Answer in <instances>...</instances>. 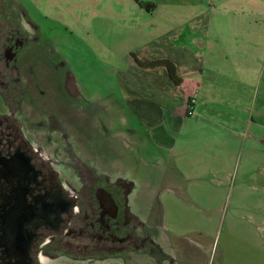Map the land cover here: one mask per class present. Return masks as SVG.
Segmentation results:
<instances>
[{"label": "rangeland", "instance_id": "rangeland-1", "mask_svg": "<svg viewBox=\"0 0 264 264\" xmlns=\"http://www.w3.org/2000/svg\"><path fill=\"white\" fill-rule=\"evenodd\" d=\"M7 2L38 28L42 41L39 43L45 46L41 52L49 54V61L56 65V83L68 71L79 98L105 107L99 117L93 119L90 115L83 127L77 128L79 132L87 128L88 135H95L94 124L101 125L103 121L104 134L98 130L102 134L98 140L101 145L92 147L101 154L96 157L107 164L116 163L120 175L132 182V192L138 195L148 192L161 170L163 184L173 185L159 192L160 205L154 204L150 215L159 239L174 250L170 252L169 264H264V0ZM207 20L212 21L209 31L211 37L217 38L219 48V36L228 42L246 38L255 44L257 59V85L245 89L239 100L242 110L246 109L240 112L241 116L250 124L246 130L238 131L239 135L233 133L237 137L233 145H237L231 154L226 151L222 155L223 166L211 162L215 149H199L194 143L188 146L177 134L178 146L173 154L160 149L124 104L129 90L144 94L153 85L165 93L164 85L169 80L163 69L139 78L132 69L133 54L140 50L153 58L165 55L171 46L176 49L177 45L171 43L188 36L192 22L198 26L197 36ZM234 49L228 44L219 53L228 52L226 55L233 57ZM251 53L250 50V60ZM246 77L251 81L250 74ZM45 82L50 85L49 80ZM60 94L51 87L36 91L38 98L47 103H53L51 99ZM228 95L234 96L235 92ZM219 108L200 114H207L214 122L231 115ZM88 110L91 114L93 108ZM232 111L239 113L234 108ZM226 120L229 125L230 118ZM129 125L136 134L129 137L130 142L123 133ZM136 138L139 145H135ZM75 140L79 151L80 142L85 147L92 146L77 135ZM113 145L115 155H105L113 151ZM184 149L187 153L179 156ZM81 151L84 158L92 159L88 150ZM138 218L149 224L146 215ZM103 264L124 263L113 260Z\"/></svg>", "mask_w": 264, "mask_h": 264}, {"label": "flooded vegetation", "instance_id": "flooded-vegetation-1", "mask_svg": "<svg viewBox=\"0 0 264 264\" xmlns=\"http://www.w3.org/2000/svg\"><path fill=\"white\" fill-rule=\"evenodd\" d=\"M37 29L0 0V264H169L132 205V182L96 157L103 121L95 135L77 129L105 107L79 98L68 71L56 83ZM49 87L61 93L53 103L36 95Z\"/></svg>", "mask_w": 264, "mask_h": 264}, {"label": "crops", "instance_id": "crops-1", "mask_svg": "<svg viewBox=\"0 0 264 264\" xmlns=\"http://www.w3.org/2000/svg\"><path fill=\"white\" fill-rule=\"evenodd\" d=\"M193 27L189 30L188 36L184 35L175 40L168 48L167 54L158 58H153L147 54L144 55L140 50L135 52L132 57L133 71L139 75V78H145V73H153L155 70H146L140 68L137 62L147 64L154 61L166 60L175 68V76L178 86L168 80L164 85L165 93L162 90L149 85L147 93H137L129 90V97L124 101L129 114L135 117L136 121L147 131L148 137L155 141L160 149L173 154L178 146L176 134L181 136L182 142L194 143L199 149H215V158L211 161L216 166H223L225 163L223 154L233 152L237 142L233 145V140L237 138L233 135H239L242 130H246L247 120L243 119L240 112L243 109L240 99H243V91L257 85L258 72L255 44L249 42L246 38L233 39L226 41L223 37L219 38L221 45L218 47L217 38L211 37L209 28L212 27V21L203 24L202 31L196 36L198 26L192 22ZM201 29V28H200ZM194 35V37H192ZM234 45L235 53L229 57L228 52L219 53L227 45ZM224 45V47H222ZM250 50L252 59H249ZM252 67L253 70L246 68ZM250 74L251 81L247 80ZM229 92H235L234 96H229ZM194 99L193 104L189 103ZM236 102V103H235ZM245 106V105H244ZM214 107L230 113L229 116H223L220 121H211L206 116H201V112H207ZM239 111V113L232 111ZM198 112V116L196 114ZM223 115V114H222ZM225 118V119H224ZM230 118V123L227 125ZM123 123H126L123 121ZM128 127V126H127ZM246 127V128H245ZM127 129L129 135H136L133 128ZM175 134V135H174ZM245 135V134H244ZM139 138H136L135 145ZM235 141H237L235 139ZM199 145V146H198ZM224 151V152H222ZM227 151V152H226ZM187 150L178 153L182 156ZM194 165H199L194 164ZM193 165V166H194ZM218 171L216 168L215 172ZM176 187V186H175ZM165 188L171 189L173 185L163 184V170L160 171L159 178L149 187L148 192L138 195L136 192L132 196V205L139 211L140 216L152 219L153 206L160 205L162 196L160 191ZM160 189V190H159ZM136 195V196H135ZM137 205V206H136ZM164 252L170 255L174 250L163 247Z\"/></svg>", "mask_w": 264, "mask_h": 264}, {"label": "trees", "instance_id": "trees-1", "mask_svg": "<svg viewBox=\"0 0 264 264\" xmlns=\"http://www.w3.org/2000/svg\"><path fill=\"white\" fill-rule=\"evenodd\" d=\"M137 64L140 68H144L146 70H155V69L165 70L167 77L170 80V82L173 83L174 85L178 86L177 78L175 76V68L173 67V65L170 62H168L166 60H162V61L150 62L147 64H141V63L137 62Z\"/></svg>", "mask_w": 264, "mask_h": 264}, {"label": "built area", "instance_id": "built-area-1", "mask_svg": "<svg viewBox=\"0 0 264 264\" xmlns=\"http://www.w3.org/2000/svg\"><path fill=\"white\" fill-rule=\"evenodd\" d=\"M194 102H195L194 99H190V100H189V103H190V104H193Z\"/></svg>", "mask_w": 264, "mask_h": 264}]
</instances>
